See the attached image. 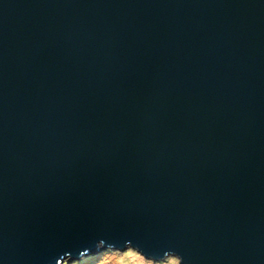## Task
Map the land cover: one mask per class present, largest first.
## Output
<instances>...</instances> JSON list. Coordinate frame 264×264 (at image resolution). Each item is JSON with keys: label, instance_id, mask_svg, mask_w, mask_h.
I'll use <instances>...</instances> for the list:
<instances>
[{"label": "water", "instance_id": "water-1", "mask_svg": "<svg viewBox=\"0 0 264 264\" xmlns=\"http://www.w3.org/2000/svg\"><path fill=\"white\" fill-rule=\"evenodd\" d=\"M126 248L264 264V0H0V264Z\"/></svg>", "mask_w": 264, "mask_h": 264}, {"label": "rangeland", "instance_id": "rangeland-1", "mask_svg": "<svg viewBox=\"0 0 264 264\" xmlns=\"http://www.w3.org/2000/svg\"><path fill=\"white\" fill-rule=\"evenodd\" d=\"M92 255H97L99 258L97 257L96 261H92L91 264H178L177 259L173 256L165 257L163 260L159 261L146 259L130 248H126L124 251L105 249L82 258L71 259L70 263H67V260L70 258L68 257L65 258L61 264H73L74 262L87 259Z\"/></svg>", "mask_w": 264, "mask_h": 264}, {"label": "trees", "instance_id": "trees-1", "mask_svg": "<svg viewBox=\"0 0 264 264\" xmlns=\"http://www.w3.org/2000/svg\"><path fill=\"white\" fill-rule=\"evenodd\" d=\"M97 257H98L97 255L96 256L92 255V256L88 257L87 259H83L81 261L74 262L73 264H91L92 261L93 262L96 261ZM64 264H67V263H64Z\"/></svg>", "mask_w": 264, "mask_h": 264}]
</instances>
